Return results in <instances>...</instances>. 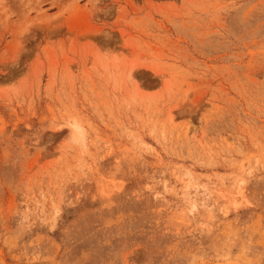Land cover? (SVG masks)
<instances>
[{
	"label": "rangeland",
	"instance_id": "374dc122",
	"mask_svg": "<svg viewBox=\"0 0 264 264\" xmlns=\"http://www.w3.org/2000/svg\"><path fill=\"white\" fill-rule=\"evenodd\" d=\"M0 264H264V0H0Z\"/></svg>",
	"mask_w": 264,
	"mask_h": 264
}]
</instances>
